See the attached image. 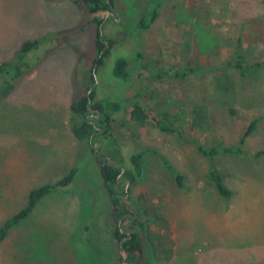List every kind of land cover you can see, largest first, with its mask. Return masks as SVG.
Here are the masks:
<instances>
[{
  "label": "rangeland",
  "instance_id": "1",
  "mask_svg": "<svg viewBox=\"0 0 264 264\" xmlns=\"http://www.w3.org/2000/svg\"><path fill=\"white\" fill-rule=\"evenodd\" d=\"M114 1L115 15L104 17L99 30L108 54L97 67V25L82 3L0 0V62L12 58L22 41L55 34L29 53L28 74L0 99V225L24 207L30 189L56 182L87 159L68 187L43 196L7 232L0 264H105L108 257L121 264L95 150L89 154L71 130L70 104L88 92L92 68L93 100L120 105L111 126L125 168L135 151L157 152L143 157L140 176L123 196L144 222L145 264H263L264 69L242 77L225 64L237 44L247 62L264 58V0H162L144 31L136 26L147 0ZM82 25L71 38L61 36ZM120 59L127 61L125 76L116 72ZM195 64L214 68L185 76L151 74ZM134 95L150 114L205 147L237 145L255 120L239 153L215 156L229 197L211 185L210 161L194 140L163 131L152 120L130 118L128 99ZM198 106L205 108L203 122L194 119ZM96 148L100 154L101 146ZM90 224L91 245H85L82 231Z\"/></svg>",
  "mask_w": 264,
  "mask_h": 264
},
{
  "label": "trees",
  "instance_id": "2",
  "mask_svg": "<svg viewBox=\"0 0 264 264\" xmlns=\"http://www.w3.org/2000/svg\"><path fill=\"white\" fill-rule=\"evenodd\" d=\"M75 3H82L87 13L90 15L89 22H95L97 25L96 37H95V57L94 61L96 66H100L104 63V59L108 54V49H105L106 43L101 40V35L98 29L99 24H104V17L110 12L114 5V0H72ZM162 0H147L146 9L143 12L142 16L138 21L136 26L137 31L146 30L152 22L157 18L159 9L161 8ZM113 18V15H109L108 19ZM83 25L79 28H76L73 32L67 35H61L62 37L71 38L78 32L82 31ZM55 34H45L39 38L27 39L22 41L19 48L15 51L12 58L0 62V99L5 98L12 90H14L17 82L28 74L29 66V53L38 49L43 43H45L50 37ZM240 45L237 44L236 48L231 56V58L226 62V68L238 70L240 76H245L247 73L256 72L259 69H264V58L255 60L252 62H247L244 54L241 52ZM137 56H140V53H137ZM94 63V64H95ZM127 61L120 59L117 62L116 72L121 73V76H125ZM96 67V68H97ZM214 66L204 65V64H195L188 65L183 68L170 70H160L154 69V72L151 73L152 77L163 78L168 76H185L187 74L203 73L207 72ZM146 70L145 66L140 69ZM141 71L135 72V75H139ZM149 72V71H148ZM90 84L87 85V89L91 84L94 83V72L93 68L89 74ZM95 85L90 90L88 97L90 102H88L87 95L80 97L79 99L74 100L70 104V111L72 116L71 130L74 136L81 140L85 141L87 144L89 154L94 152L97 146L101 142V155L105 157L97 156L99 161L98 169L100 176L103 181V186L108 192V196L111 200V214L116 221V225L111 232L112 237L115 239V243L118 248V260L121 263V260L124 259V264H145V257L142 249L141 234L144 228V222L139 221L133 217H128L126 213L128 212V206L123 202L122 196L126 194L125 185L126 181L128 183H133L141 173L140 164L142 163L143 157L148 154L156 155L157 152L151 148L146 147L135 151L131 155V169L125 168L123 165V158L121 156V145L117 142V138L112 132L111 122L114 119L116 111H119L120 105L116 103H110L109 101H94ZM137 95L132 96L128 99V103L131 105L129 116L132 120L138 123H144L145 121L152 120L153 123L158 126L161 130L167 132H176L179 136L194 140L196 144L197 151L210 161V167L208 169V178L211 182V185L214 187L216 192L222 197H229L232 191L227 188L223 182V175L217 169L214 159L219 152L233 153L240 152L241 145L243 144L244 138L253 131L255 127V120L249 122L247 128L245 129L243 135L239 139L237 145L234 146H224L221 143H218L214 146L205 147L194 137L186 136L176 128L168 126L163 119H159L153 114H150L149 110H146L140 100H138ZM89 107L97 109L96 112H90ZM196 113L194 118L199 122H203L206 119V112L203 106H198L193 110ZM162 120L164 122H162ZM94 143H97L96 146H93ZM98 153V152H97ZM87 159L78 166H73L71 169L59 180L56 182L45 183L38 187L30 189L27 198L26 204L11 217H9L3 224L0 225V241L6 236L7 232L17 224H19L24 218H26L31 211L34 209L38 201L50 193L51 191L61 190L68 187L76 174L82 170L86 164ZM121 168L124 172L122 176L126 178L125 181L119 183L121 176ZM177 181L180 180V175H176ZM128 223L127 229L122 228L124 223ZM91 224L85 225L82 232V242L84 244L90 243L92 236L91 233ZM121 241V252L119 242ZM85 244V245H86ZM112 248V247H111ZM113 254V253H112ZM113 258L108 257L105 264H112ZM104 263V262H103ZM264 264V263H263Z\"/></svg>",
  "mask_w": 264,
  "mask_h": 264
},
{
  "label": "water",
  "instance_id": "3",
  "mask_svg": "<svg viewBox=\"0 0 264 264\" xmlns=\"http://www.w3.org/2000/svg\"><path fill=\"white\" fill-rule=\"evenodd\" d=\"M108 14H112L113 16L115 15V13L113 12V9H112L110 12H108ZM108 14H107V15H108ZM107 15L105 16V19H106ZM101 25H102V24H99V26H98V29H99V30L101 29ZM93 87H94V83L90 85L89 90H88V92L86 93L87 97H88V94L90 93V90H91ZM88 102H90V98H89V97H88ZM100 146H101V142H100V144H99V147H100ZM95 154H96V156H100V154L97 153V148L95 149ZM122 171H123V168H121V172H122ZM127 185H128V181H126L125 191L127 190ZM125 196H126V195H125ZM122 199H123L125 205H127L126 202H125V197H122ZM119 246H120V254H121V256H122V252H121V241L119 242ZM121 264H124V259L121 260Z\"/></svg>",
  "mask_w": 264,
  "mask_h": 264
},
{
  "label": "flooded vegetation",
  "instance_id": "4",
  "mask_svg": "<svg viewBox=\"0 0 264 264\" xmlns=\"http://www.w3.org/2000/svg\"><path fill=\"white\" fill-rule=\"evenodd\" d=\"M89 110H90V112H96V111H98L97 109H95V108H93V107H89ZM100 157H105L104 155H101L100 154ZM124 172V170L119 174L120 176H121V179L122 178H124V180H126V178L124 177V176H122V173ZM125 196V195H124ZM123 197V196H122ZM124 202V201H123ZM128 209V212L126 213V215L128 216V217H133V218H135V216H136V213L134 212V210H132L131 208H127Z\"/></svg>",
  "mask_w": 264,
  "mask_h": 264
}]
</instances>
